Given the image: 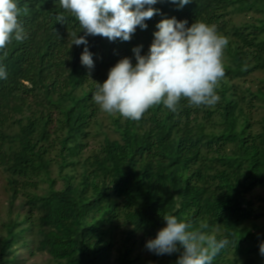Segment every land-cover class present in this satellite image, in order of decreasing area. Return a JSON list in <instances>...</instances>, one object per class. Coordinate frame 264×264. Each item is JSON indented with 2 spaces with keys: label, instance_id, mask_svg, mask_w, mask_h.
Returning a JSON list of instances; mask_svg holds the SVG:
<instances>
[{
  "label": "trees",
  "instance_id": "16d2710c",
  "mask_svg": "<svg viewBox=\"0 0 264 264\" xmlns=\"http://www.w3.org/2000/svg\"><path fill=\"white\" fill-rule=\"evenodd\" d=\"M16 2L29 11L19 17L27 38L0 50V169L9 193L0 264H18L23 252L46 254L49 264H176L180 252L145 246L165 214L206 222L209 234L231 241L212 264H264L263 215L251 199L264 187V0L182 8L159 0V14L130 41L87 37L91 70L80 62L85 46L72 45L71 33H84L59 0ZM171 17L213 24L228 39L219 102L182 100L175 113L153 106L139 121L118 114L91 148L96 82L124 57L135 64L134 47L147 54L156 24Z\"/></svg>",
  "mask_w": 264,
  "mask_h": 264
},
{
  "label": "clouds",
  "instance_id": "9594fccd",
  "mask_svg": "<svg viewBox=\"0 0 264 264\" xmlns=\"http://www.w3.org/2000/svg\"><path fill=\"white\" fill-rule=\"evenodd\" d=\"M158 2L59 0V6L78 21L84 35L71 33L72 45L85 46L80 62L91 70L94 60L87 47V37L128 42L137 27L147 29L146 21L159 14V9L153 7ZM170 2L182 8L191 0ZM28 11L27 7L21 9L16 0H0V50L6 49L13 40L23 42L27 38L19 17L27 15ZM64 12L57 14L58 23L64 24ZM187 25V20L175 17L161 19L156 24L157 31L153 33L147 54L141 55L142 46H136L132 49L135 64L129 57L118 60L109 69L107 79L103 83L96 82L92 100L100 110L139 121L153 106L163 105L175 113L182 100H186L189 107L216 105L220 100L216 89L225 77L223 56L229 41L213 24L195 20L191 26ZM6 78V69L0 66V79ZM162 219L166 225L158 230L155 238L147 240L145 246L156 255L180 252L176 264H212L231 243L228 238L218 240L209 234L206 222L196 226L171 214H165ZM260 253L264 255V243L260 245Z\"/></svg>",
  "mask_w": 264,
  "mask_h": 264
},
{
  "label": "rangeland",
  "instance_id": "374dc122",
  "mask_svg": "<svg viewBox=\"0 0 264 264\" xmlns=\"http://www.w3.org/2000/svg\"><path fill=\"white\" fill-rule=\"evenodd\" d=\"M118 114H107L101 111L98 117V125L93 128L94 138L91 140V148L95 147L106 133H111L113 130L112 118ZM6 178L0 169V222L7 217L9 206V193L7 190ZM254 202V209L258 214L263 216L260 218L259 223L262 225L261 231L264 230V187L257 188L251 196ZM20 200L16 201V210H19ZM18 264H49L48 255L35 254L30 255L28 252H23L20 255ZM112 264H116L114 261Z\"/></svg>",
  "mask_w": 264,
  "mask_h": 264
}]
</instances>
